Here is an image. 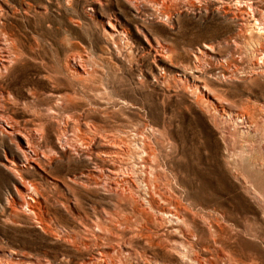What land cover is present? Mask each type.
Segmentation results:
<instances>
[{
    "label": "rangeland",
    "instance_id": "374dc122",
    "mask_svg": "<svg viewBox=\"0 0 264 264\" xmlns=\"http://www.w3.org/2000/svg\"><path fill=\"white\" fill-rule=\"evenodd\" d=\"M96 1L6 0L14 11L9 19L53 64L71 50L89 57L94 75L67 110L76 108L93 132L141 131L158 155L148 173H157L167 199L155 197L172 213L147 204L138 219L129 209L133 198L68 179L90 165L60 156L50 173L31 168L0 132V264H233L231 257L264 264V76L249 78L264 75L257 43L235 49L227 44L235 22L185 12L177 1L149 0L165 16L157 25L121 0ZM109 15L128 27L127 40L105 38ZM138 27L168 62L149 52ZM223 66L231 73L224 76ZM43 72L35 61H20L3 79L19 95L8 110L21 127L34 128L40 110L53 103ZM83 128L70 121L69 133ZM141 146V139L129 144L143 154ZM15 168L38 186L24 194L32 209L16 203ZM137 185L132 195L147 202L144 182Z\"/></svg>",
    "mask_w": 264,
    "mask_h": 264
},
{
    "label": "bare ground",
    "instance_id": "6f19581e",
    "mask_svg": "<svg viewBox=\"0 0 264 264\" xmlns=\"http://www.w3.org/2000/svg\"><path fill=\"white\" fill-rule=\"evenodd\" d=\"M121 1L137 17L146 22L155 25L157 22H165L163 11L156 8L155 4L150 3L149 0ZM169 1L179 2L180 7L185 9V12H191L189 10L192 9V13L198 16L211 17L217 14L226 20L235 22L237 28L233 37L227 40V44L238 49L242 41L246 45L254 42L257 43L256 47L259 53L264 55V0H235L234 3L224 0H205L204 7H195L187 0ZM96 2L99 3V0ZM11 11L12 9L6 0H0V132L7 135L15 143L20 152L19 156L31 168H39L50 173V169L60 156L62 159L66 158L67 160L86 163L87 166L90 165L79 175L68 179L85 187L94 185L109 190V193H120L128 201L133 198L135 203L129 209L138 219L141 218L140 213L143 212L144 206L147 204L160 207V201L156 199L155 194L159 193L166 199L167 197L160 189L157 173L154 178L150 177L151 174L148 173L149 170L153 171L158 167L157 162H155L158 155L156 149L147 141L148 139H145L144 135L141 136V131L135 132L133 136L123 129L113 135H107L101 131L93 132L89 125L76 115V108H71V112L67 110L68 103L74 102L79 94L78 89L82 85H88L94 75L93 65L88 66L87 63L89 57L71 50L62 60V64L59 61L53 64L50 59H47L45 49L26 42V35L18 31V29L20 30L18 23L9 19ZM144 11L149 12V14ZM150 15L153 18H150ZM166 15L168 17V14ZM137 31L142 32L143 30L138 27ZM128 32V27L118 17L109 15L104 22V35L107 40L119 38L127 40L129 38ZM143 32L146 36L149 52H156L154 39L145 31ZM34 42L35 44L38 43L37 38ZM156 54L155 56H159L160 60L168 62L165 54L160 52H156ZM27 60L35 61L42 67L44 72L41 75L49 81L51 85L49 94L53 99L52 104L40 110L38 119L34 120V128L29 129L21 127L15 111L11 109L12 112H10L8 110L11 104L19 101V95L14 94L12 88L6 85L3 80L8 77L16 63ZM256 64L260 66L258 62ZM222 73L225 76L231 72L223 66ZM263 76V73L258 71L250 75L249 78H262ZM70 121L78 127H84L81 135L69 133ZM139 139H141V147L144 149L143 154L138 153L139 149L129 147L130 142H137ZM128 167L133 168L136 175L125 173L124 169L127 170ZM118 168H121L120 172H116ZM15 170L18 181L16 189L20 194L16 198V203L20 207L26 205L32 209L31 201L24 194L36 192L38 186L31 182L32 180L24 178L23 169L20 171L15 168ZM144 177H148V181L153 185L146 179L145 183ZM68 179L63 177L64 181ZM138 181L144 182L142 189L147 202L136 200L132 195L131 190L138 187ZM127 191L130 193L127 194ZM31 198L34 200V197ZM160 210L164 213H172L168 206L162 205ZM151 228L148 227L150 234L152 233ZM103 252L106 254L107 250L102 248L99 254ZM93 257L97 259V257ZM233 259L237 260V258L231 257L232 263L235 264Z\"/></svg>",
    "mask_w": 264,
    "mask_h": 264
}]
</instances>
